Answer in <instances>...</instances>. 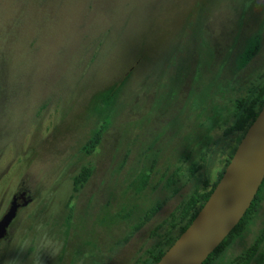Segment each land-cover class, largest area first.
Masks as SVG:
<instances>
[{
  "label": "rangeland",
  "instance_id": "obj_1",
  "mask_svg": "<svg viewBox=\"0 0 264 264\" xmlns=\"http://www.w3.org/2000/svg\"><path fill=\"white\" fill-rule=\"evenodd\" d=\"M258 32L259 51L241 65ZM129 70L111 125L85 155L98 120L89 101ZM263 76L264 0H0V217L13 194L28 199L0 264H141L170 233V212L225 168L240 138L227 130L233 100ZM87 164L67 219L72 176ZM263 224L264 191L213 264H229ZM43 237L59 243L55 254L36 251Z\"/></svg>",
  "mask_w": 264,
  "mask_h": 264
},
{
  "label": "trees",
  "instance_id": "obj_2",
  "mask_svg": "<svg viewBox=\"0 0 264 264\" xmlns=\"http://www.w3.org/2000/svg\"><path fill=\"white\" fill-rule=\"evenodd\" d=\"M259 32L256 33L252 39L248 42L247 46L239 54V63L241 65L247 64L252 57L260 49V36ZM119 81L113 82L106 88H103L93 94L89 101V110L94 113L97 117V124L91 129L87 139L81 145V151L85 155L92 154L95 152L102 142L105 132L111 125L113 115L116 111V106L119 102V96L125 87L128 73ZM233 121L232 124L227 128L230 132H237L241 138L244 134L248 125L253 121L261 106L264 104V76L261 80L248 91V94L235 98L233 100ZM180 109V108H179ZM180 110H178L179 115ZM239 138V140H240ZM239 142V141H238ZM236 147V146H235ZM235 147L231 149V153L225 158V166L228 163ZM224 170V169H223ZM93 172L92 165H83L80 169L72 176L71 189L72 192L68 196V203L65 205L69 206L67 213V219L71 216L70 209L71 202L74 196L80 192L82 187L89 180ZM223 172V171H222ZM222 172L217 176L215 181H210L208 178L205 179L206 185L203 188H196L191 192L184 200H182L173 211L169 214V224L171 226L170 233L165 235L163 242H156L151 247H148L145 251L147 257L142 261L141 264H154L166 248L176 239V237L187 227L191 222L199 208L208 198L213 187L220 178ZM140 188L146 185L147 173H142L140 176ZM264 191V177L255 193L249 207L244 212L238 223L230 230L227 236L219 243V245L207 256V258L201 264H213L214 261L219 257L223 250L230 245L233 239L240 235L244 229L248 226L254 215L258 211L259 204L262 199V193ZM161 202L156 201L148 209L144 210V213L138 221L135 228L137 230L145 224L160 208ZM137 227V228H136ZM176 229V234H171L172 230ZM229 264H264V224L256 236L252 244H250L245 250L234 256Z\"/></svg>",
  "mask_w": 264,
  "mask_h": 264
},
{
  "label": "water",
  "instance_id": "obj_3",
  "mask_svg": "<svg viewBox=\"0 0 264 264\" xmlns=\"http://www.w3.org/2000/svg\"><path fill=\"white\" fill-rule=\"evenodd\" d=\"M264 177V104L237 143L220 178L191 222L154 264H201L249 207ZM25 192L13 194L0 217V240L7 235Z\"/></svg>",
  "mask_w": 264,
  "mask_h": 264
},
{
  "label": "clouds",
  "instance_id": "obj_4",
  "mask_svg": "<svg viewBox=\"0 0 264 264\" xmlns=\"http://www.w3.org/2000/svg\"><path fill=\"white\" fill-rule=\"evenodd\" d=\"M27 243L24 242L23 244L20 245V250H25L27 249ZM47 249L50 254H55L59 250V243L56 241H53L47 237L41 238L39 242V246L36 249L37 252L40 250ZM12 264H15V260L13 259ZM33 264H40L39 256L37 255L33 261Z\"/></svg>",
  "mask_w": 264,
  "mask_h": 264
},
{
  "label": "flooded vegetation",
  "instance_id": "obj_5",
  "mask_svg": "<svg viewBox=\"0 0 264 264\" xmlns=\"http://www.w3.org/2000/svg\"><path fill=\"white\" fill-rule=\"evenodd\" d=\"M18 193H20V192H18ZM18 193H17V194H18ZM17 211H18V210H17ZM11 222H12V221H11ZM11 222H10V224H11ZM8 227H9V226H8ZM7 230H8V229H7ZM7 234H8V232H7ZM3 239H4V238H3ZM3 239H1V240H3ZM1 240H0V242H1Z\"/></svg>",
  "mask_w": 264,
  "mask_h": 264
}]
</instances>
